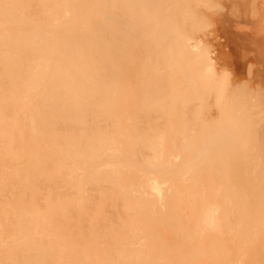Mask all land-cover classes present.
<instances>
[{
    "label": "bare ground",
    "instance_id": "obj_1",
    "mask_svg": "<svg viewBox=\"0 0 264 264\" xmlns=\"http://www.w3.org/2000/svg\"><path fill=\"white\" fill-rule=\"evenodd\" d=\"M30 2L38 23L15 36L24 49L17 61L32 49L29 66L61 70L55 103L76 115L64 126L77 128L87 116L82 127L91 132L70 159L78 165L95 150V190L123 207L94 217L103 229H77L93 241L51 249L71 259L76 251L78 264H264V0ZM216 2L237 13L208 11ZM238 10L241 21L230 17ZM250 12H260L259 24L254 34L241 33L251 30ZM212 15L231 50L216 46L218 30L205 29ZM31 135L33 165L42 146ZM11 148L0 143L18 163ZM74 172L81 178L85 170ZM31 203L38 206L31 214L46 209ZM233 204L239 209L225 207ZM59 216L67 221V213Z\"/></svg>",
    "mask_w": 264,
    "mask_h": 264
},
{
    "label": "rangeland",
    "instance_id": "obj_2",
    "mask_svg": "<svg viewBox=\"0 0 264 264\" xmlns=\"http://www.w3.org/2000/svg\"><path fill=\"white\" fill-rule=\"evenodd\" d=\"M219 5L222 6L217 3L212 7L213 9L208 8V11L213 13L219 10L221 8ZM225 7L226 5L222 10V6L219 11L227 10L228 7ZM235 10L237 9L230 11L235 12ZM238 12L230 17L234 19L239 17L241 21L240 10ZM252 14L253 12L248 13L249 20L245 21L251 30L245 28L241 30V33L254 34V29L259 24L257 16H260V12ZM237 15L239 16L235 18ZM37 18V12L30 0H0V130L3 133V135L0 134V143H11V150L21 155L16 163L14 159H6L11 155H6L3 150L0 151V264H78V259L81 257L76 251L71 259L66 254L57 255L56 249H51V246L73 243V247L78 249L76 240L93 241L94 238H84L77 229L87 230L88 227L92 229L97 223H101L103 229L105 228L103 222H95L94 217L108 211L117 216L123 211V207L110 205L109 194L95 190L98 183L94 177L96 174L94 171L95 150H92V159L88 157L79 161L78 165L70 159L77 156L80 149L78 145L82 140L81 134L89 135L91 132H88L87 126L85 129L82 127L86 125L87 116L78 117L81 122L77 128L66 129L64 126L67 125L64 121L66 116H69L66 120H71L76 115L74 112L66 113L62 102L55 103L57 96L62 97V91L58 87L61 70L53 63L44 64L47 66L45 68L29 66L26 59L30 58L32 49L24 54L28 56L24 57L23 61H17L18 51H24V49H20L13 43V41L17 42L15 36L28 33L26 27L37 24ZM213 19V22L208 19L211 21H208V24L212 23V25L206 24L208 27L205 29L209 32L213 29L218 30V33L215 31V35L220 37L218 40L216 36L214 37L216 46L220 43L231 50L232 43L225 44L227 39L223 36L224 33L222 34V27L218 25L219 21L215 17ZM209 27L212 29L210 30ZM202 28H204L203 25ZM214 30L211 33H215ZM229 30L235 32L240 29L232 27ZM246 36L248 35L244 37ZM245 40L248 42L247 39ZM63 50L65 49L61 47L53 55L59 56ZM39 100H42L46 107L41 106L40 111H37L34 108ZM75 112H78V109ZM70 124L71 121H68L67 126ZM81 129L85 131L81 132ZM33 132L39 137L38 142L41 143L42 153L31 159L37 161L32 165L27 162L31 154L27 143L33 138L31 135ZM82 145L88 147L83 142ZM43 156L46 157L42 158ZM63 162H68V165L65 166ZM77 166L85 170L81 178L79 174H74ZM31 170L38 172H31ZM35 178L38 183L33 181ZM30 200L46 209L33 214L29 213V208L38 207L30 204ZM51 204L56 207L48 208ZM8 207H14V212ZM225 207L234 208L235 211L239 209L236 204L225 205ZM53 210L60 211L54 213ZM16 212H19L18 220H16L20 227L12 229L11 225L15 222ZM64 212L68 214L67 221H63L59 216ZM23 222L25 223L21 226ZM230 224L233 223L230 222ZM16 232L19 236L22 235V238L16 237ZM6 255L12 259L6 261L4 259ZM83 263L91 264L84 259Z\"/></svg>",
    "mask_w": 264,
    "mask_h": 264
},
{
    "label": "crops",
    "instance_id": "obj_3",
    "mask_svg": "<svg viewBox=\"0 0 264 264\" xmlns=\"http://www.w3.org/2000/svg\"><path fill=\"white\" fill-rule=\"evenodd\" d=\"M1 163V162H0Z\"/></svg>",
    "mask_w": 264,
    "mask_h": 264
}]
</instances>
